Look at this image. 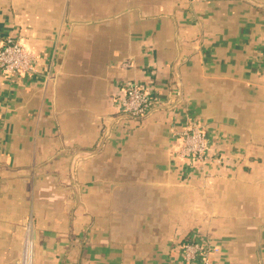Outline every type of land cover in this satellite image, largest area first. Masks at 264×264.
<instances>
[{"label":"crops","instance_id":"0c3cea01","mask_svg":"<svg viewBox=\"0 0 264 264\" xmlns=\"http://www.w3.org/2000/svg\"><path fill=\"white\" fill-rule=\"evenodd\" d=\"M0 264H264V0H0ZM135 81L161 104L122 118ZM210 160L173 155L185 119ZM195 264H202L195 262Z\"/></svg>","mask_w":264,"mask_h":264},{"label":"built area","instance_id":"2783aa9c","mask_svg":"<svg viewBox=\"0 0 264 264\" xmlns=\"http://www.w3.org/2000/svg\"><path fill=\"white\" fill-rule=\"evenodd\" d=\"M33 52L20 41L5 38L0 43V72L9 75H31L35 72ZM122 97L115 100L117 114L122 118L143 119L155 112L161 104L152 97L150 91L135 81H127L121 88ZM177 145L173 155L185 162H196L203 166L210 160L208 139L198 122L185 119L181 128L174 133ZM27 253L21 264H31V243H27ZM182 259L186 264L201 262L207 264L210 251H218L208 240L201 243L196 239L180 245Z\"/></svg>","mask_w":264,"mask_h":264}]
</instances>
